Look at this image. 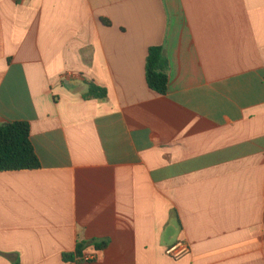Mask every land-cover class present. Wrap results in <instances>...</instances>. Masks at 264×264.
Listing matches in <instances>:
<instances>
[{"label":"crops","instance_id":"obj_1","mask_svg":"<svg viewBox=\"0 0 264 264\" xmlns=\"http://www.w3.org/2000/svg\"><path fill=\"white\" fill-rule=\"evenodd\" d=\"M13 122L40 168L0 172V264H264V0H0Z\"/></svg>","mask_w":264,"mask_h":264},{"label":"trees","instance_id":"obj_2","mask_svg":"<svg viewBox=\"0 0 264 264\" xmlns=\"http://www.w3.org/2000/svg\"><path fill=\"white\" fill-rule=\"evenodd\" d=\"M146 83L150 90L165 95L168 90V62L160 47L148 50L145 64ZM105 91L90 85L88 96L103 98ZM30 127L25 122H13L0 125V172L36 170L40 163L29 140ZM85 245L79 244L75 256H66L65 260L80 257ZM106 244H95L96 249Z\"/></svg>","mask_w":264,"mask_h":264},{"label":"built area","instance_id":"obj_3","mask_svg":"<svg viewBox=\"0 0 264 264\" xmlns=\"http://www.w3.org/2000/svg\"><path fill=\"white\" fill-rule=\"evenodd\" d=\"M19 1H29V0H19ZM189 254H190V247L186 242L183 241H179L175 243L165 251V255L174 261H178ZM92 259L93 257L82 258V260L84 261H90Z\"/></svg>","mask_w":264,"mask_h":264}]
</instances>
